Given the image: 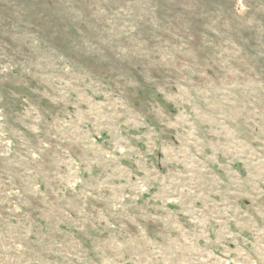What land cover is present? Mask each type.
Masks as SVG:
<instances>
[{
	"label": "rangeland",
	"instance_id": "1",
	"mask_svg": "<svg viewBox=\"0 0 264 264\" xmlns=\"http://www.w3.org/2000/svg\"><path fill=\"white\" fill-rule=\"evenodd\" d=\"M0 264H264V0H0Z\"/></svg>",
	"mask_w": 264,
	"mask_h": 264
}]
</instances>
